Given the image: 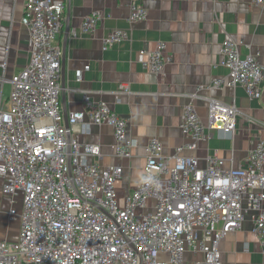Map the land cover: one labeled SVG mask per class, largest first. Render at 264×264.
<instances>
[{
    "label": "built area",
    "instance_id": "2783aa9c",
    "mask_svg": "<svg viewBox=\"0 0 264 264\" xmlns=\"http://www.w3.org/2000/svg\"><path fill=\"white\" fill-rule=\"evenodd\" d=\"M252 3L264 6V0ZM65 11V0H25L21 22L29 33L31 59L11 78L10 96L0 104V179L13 203L8 219L19 222V236L15 242L0 240V264H223L221 241L240 230L248 216L264 251V140L248 152L244 164L226 168L217 154L208 155L202 165L200 158L181 154L183 147L166 156L162 141L151 138L143 169L151 180L121 200L117 182L123 168L101 166V146L68 134L66 123L72 128L85 123L88 131L105 124L113 129L117 157H131L137 146L128 138V121L89 94L84 108L65 118L63 50L56 43ZM148 15L145 6L130 3V22ZM100 18L92 12L82 29L94 31ZM127 36L115 29L105 47ZM242 44L222 42L220 65L228 73L214 77L210 88L242 86L249 98H260L264 64L256 55L242 54ZM165 49L159 41L152 51L142 52L143 68L163 74L172 61ZM129 89L121 84L119 92ZM238 114L235 104L212 98L205 123L195 103H186L181 129L191 138L188 148L206 140L209 129L233 138Z\"/></svg>",
    "mask_w": 264,
    "mask_h": 264
},
{
    "label": "crops",
    "instance_id": "0c3cea01",
    "mask_svg": "<svg viewBox=\"0 0 264 264\" xmlns=\"http://www.w3.org/2000/svg\"><path fill=\"white\" fill-rule=\"evenodd\" d=\"M132 1L65 0L64 27L56 39L64 54L60 97L65 118L82 110L84 96L89 94L95 101L109 103L128 121V138L137 144L129 158L115 155L111 126L92 125L90 131L85 123L70 127V136L79 142L101 146V166L123 168L117 182L121 200L141 183L139 174H143L151 138L162 141L166 156L183 147L181 154L200 158L202 165L208 155L217 154L226 160V168L244 164L248 152L264 140V86L256 99L249 98L242 86L210 88L214 77L228 73L220 65L226 39L242 42V54L256 55L264 64V6L252 0H135L149 15L145 21L132 23L128 19ZM24 11L25 0H0V104L10 96L11 78L31 59L29 33L21 22ZM95 11L101 15L98 26L85 32L82 23ZM115 29L127 31L128 36L106 48L105 39ZM159 41L165 43V53L172 61L163 74H154L143 68L140 59L142 52L152 51ZM121 84L128 85L129 92H119ZM212 98L239 109L234 137L209 129L206 140L195 149L188 148L192 141L181 129L183 107L193 101L208 123ZM2 187L0 179V232L4 230L2 219L11 209ZM15 206L20 209L21 203ZM254 228L248 216L240 230L223 238V264H264Z\"/></svg>",
    "mask_w": 264,
    "mask_h": 264
},
{
    "label": "rangeland",
    "instance_id": "374dc122",
    "mask_svg": "<svg viewBox=\"0 0 264 264\" xmlns=\"http://www.w3.org/2000/svg\"><path fill=\"white\" fill-rule=\"evenodd\" d=\"M7 196V195H5ZM8 199V205L11 208V199L9 196H7ZM2 205V203H1ZM1 212V211H0ZM6 213V212H5ZM2 217V213H0V218ZM8 215L6 217H4L2 220L3 222H1V226H3L4 230L2 232H0V235H4V239L8 240V241H12L15 242L18 239L19 236V223L18 221H10L8 220ZM12 227V228H10Z\"/></svg>",
    "mask_w": 264,
    "mask_h": 264
},
{
    "label": "clouds",
    "instance_id": "9594fccd",
    "mask_svg": "<svg viewBox=\"0 0 264 264\" xmlns=\"http://www.w3.org/2000/svg\"><path fill=\"white\" fill-rule=\"evenodd\" d=\"M151 180L150 176H145L144 174H139V181L140 182H149Z\"/></svg>",
    "mask_w": 264,
    "mask_h": 264
},
{
    "label": "water",
    "instance_id": "95a60500",
    "mask_svg": "<svg viewBox=\"0 0 264 264\" xmlns=\"http://www.w3.org/2000/svg\"><path fill=\"white\" fill-rule=\"evenodd\" d=\"M64 55V54H63ZM63 65H64V60H63ZM63 72V71H62ZM67 119V118H66ZM67 129H68V134L70 135V125L66 123Z\"/></svg>",
    "mask_w": 264,
    "mask_h": 264
}]
</instances>
